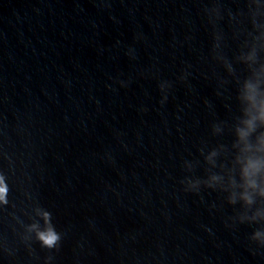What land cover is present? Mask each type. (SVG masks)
Masks as SVG:
<instances>
[{
    "label": "water",
    "instance_id": "1",
    "mask_svg": "<svg viewBox=\"0 0 264 264\" xmlns=\"http://www.w3.org/2000/svg\"><path fill=\"white\" fill-rule=\"evenodd\" d=\"M262 104L264 0H0V264H264Z\"/></svg>",
    "mask_w": 264,
    "mask_h": 264
},
{
    "label": "clouds",
    "instance_id": "2",
    "mask_svg": "<svg viewBox=\"0 0 264 264\" xmlns=\"http://www.w3.org/2000/svg\"><path fill=\"white\" fill-rule=\"evenodd\" d=\"M161 90L163 91V85H160ZM250 90L251 86H249ZM250 99L254 100V96H250ZM167 99V96L164 97V100ZM164 101H161L163 103ZM261 120H264V104L260 107V117ZM249 130L253 128V120L247 122ZM247 132L241 131V136H247ZM258 170V164L253 161H249L248 166L245 168V176L249 177L254 175ZM254 186V185H252ZM9 188L6 182V177L0 173V203L7 204V194ZM42 218L44 220L45 226L41 229L38 225H32L33 229H36V239L40 242L42 247L53 249L61 240L60 233L56 230L55 225L52 223V214L49 211H42Z\"/></svg>",
    "mask_w": 264,
    "mask_h": 264
}]
</instances>
